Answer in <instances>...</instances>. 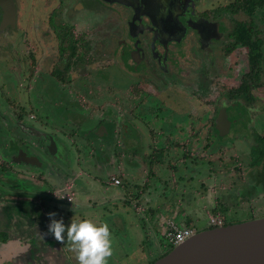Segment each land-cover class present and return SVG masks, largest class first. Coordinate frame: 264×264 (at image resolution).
Returning a JSON list of instances; mask_svg holds the SVG:
<instances>
[{
    "label": "flooded vegetation",
    "instance_id": "obj_1",
    "mask_svg": "<svg viewBox=\"0 0 264 264\" xmlns=\"http://www.w3.org/2000/svg\"><path fill=\"white\" fill-rule=\"evenodd\" d=\"M9 2L13 17L7 15L9 8L4 6ZM9 2L0 5V52L3 51L8 56L2 63L0 62V79L6 80L5 74H8L10 79L13 76L12 72L17 71L26 78L28 86L24 91L28 95L25 101L30 106V110L26 114L20 105L21 102L19 104L14 100L9 102L16 104L17 112L14 113L15 120L12 127L18 130V135L12 137L17 140L18 145L12 151H7L6 145L0 141V166L4 168L10 166L8 161L14 159L20 149L28 155H35L38 160L40 159L38 154L40 156L50 154L55 158L59 149L60 154H66V144L72 143L70 138L76 133L69 134L59 125L64 128L69 123L73 125L76 121L82 122L83 117L91 119L94 113L102 112L107 107L117 112L115 119L111 117L108 119L113 123L112 141L108 145L112 146V151H109L117 155L119 161L123 158L131 159L147 155L145 148L151 150L148 146L149 142L157 140V137L163 144L159 147L154 146L150 154L157 152L160 147H163L162 153L167 149L170 151L181 148L187 139H190L192 144V137H198V131L196 130L195 134L189 129L196 123L200 125L199 128H195L204 130V134L196 140L207 141V148L213 130L219 136H225L230 130L233 121L230 120L227 112L228 105L237 104L248 109L251 130L255 126L258 129L259 126L264 125V119L257 120V113L264 109V0H10ZM35 12L37 15L34 14ZM107 19L112 23L113 28L108 27ZM21 32L23 35L20 43L14 42L15 34L19 35ZM16 50L20 56L17 55ZM112 59L125 71L122 78L126 82L118 89L111 87L113 84L110 83L113 81L109 71V65L114 63ZM139 65L142 66L138 69ZM101 69L104 70L100 71ZM139 74L147 76L148 80L136 83L132 78ZM101 75L109 77L106 80L109 84L102 82ZM46 76L50 78L47 79ZM51 80L55 83L59 100L65 103L56 100L53 105L62 109L73 107L76 113L80 111L81 116L73 118L75 116L71 114L65 120H58L44 114L37 118V114H42L43 108L47 106L46 90ZM179 82L181 85L177 84ZM87 83L93 85V90L88 92L92 95L86 92ZM171 85L183 88L185 92L181 95L183 100H192V106L187 111L189 117L183 121L175 118L165 121V117L158 114V110L164 111L167 108L174 110L168 106L170 95L164 96V90ZM9 86V91L12 92L14 90L12 86L15 85L10 82ZM4 87V84L0 87V95L5 93ZM17 96L21 97L22 94ZM101 96H104L101 100L106 102L102 103L103 101L99 100L100 102L96 103ZM37 108L42 111H38ZM84 111H88V114ZM176 112H171L170 116L172 117ZM221 112L225 113L226 119H218ZM123 118L132 122L129 128L125 126ZM23 119H29V122L25 123ZM2 121L0 119V123ZM102 122L103 119H99L97 127ZM161 122H171L177 132L157 127ZM258 122H261L260 125ZM140 123L145 125V130L138 134L136 125ZM52 129L59 130L56 133L58 137L47 132ZM134 129L135 132H132L135 135L130 134ZM222 129L227 131L220 134ZM104 131V128H100L98 134L102 135ZM251 136L252 133L244 134L243 137L237 136L236 140L245 141L244 138L250 139ZM12 137L9 136L13 139ZM256 137L259 138L255 142L259 145L256 148L258 152L255 153L256 158L251 159L248 164L237 161L230 167L228 161H232L234 156L224 157L223 154L215 158L221 164L218 177L221 183L222 177H227L230 179L229 184L234 185L237 181L249 190L250 187L256 188L258 184L264 182V176L260 174L264 173V133H258ZM51 143L56 147L54 152L49 149L52 147ZM235 143L232 142L230 145L236 147ZM203 149L204 143L199 152L205 156L207 149ZM167 154L169 155L168 152ZM179 159L186 162V157ZM64 161L66 162L63 165L64 169L67 172L72 170L73 173L69 176V180H65V184L69 186L73 183L74 175L77 176L78 173L71 169L67 159ZM171 162L172 159L169 165ZM41 165L43 163L40 160L39 163H27V167L39 168ZM45 168L47 169V166ZM23 170L28 175L40 178L41 181L44 179V172H35L24 167ZM14 171L17 172L16 169H12V172ZM47 171H51L50 167ZM213 172L215 174L216 171ZM258 175L262 179H259ZM112 177H118L121 184V177L115 173L109 176V183H113ZM251 178L258 180H248ZM6 180L8 183L11 182L10 179ZM148 180H150L149 176L143 179L142 186L145 189L149 188ZM132 181L134 182L133 179ZM200 187L203 188L205 185L201 183ZM61 194L64 193L60 192L59 198L66 200ZM248 194L247 198L242 197V201L254 204L259 201L263 192ZM68 195L71 196L70 202L73 200V195ZM132 195L138 200V195ZM8 196L0 194V201L2 198L5 202L11 199ZM227 201L230 203L229 200ZM165 208L170 209V206ZM221 211H228L227 203L221 205L216 200L207 224L200 230L228 225ZM211 218L217 222H212ZM186 220L178 223L174 216L166 217L164 227L161 226L163 230L161 234L167 243L166 234L171 226L190 227L193 234L200 231ZM0 253V264H15L17 255L9 256L5 251Z\"/></svg>",
    "mask_w": 264,
    "mask_h": 264
},
{
    "label": "rangeland",
    "instance_id": "obj_2",
    "mask_svg": "<svg viewBox=\"0 0 264 264\" xmlns=\"http://www.w3.org/2000/svg\"><path fill=\"white\" fill-rule=\"evenodd\" d=\"M34 14L37 15L36 12ZM108 20L109 19L106 21L109 24L108 27L111 29L113 25ZM22 35V32L19 35L15 34L13 41L20 43ZM17 55L20 56L18 51ZM7 57L5 52H0L1 63L7 59ZM112 61H114V59H112ZM109 66V71L113 79V81L110 82L113 84L111 87L118 89L119 86H123L122 84L126 82L122 78L125 75V71L121 67L119 68V63L115 61ZM141 66L142 65H139L138 69ZM103 70L104 69H101L100 71ZM12 74L13 76L10 77L11 80L8 79V74L4 75L6 80L0 79V87H2L3 84L5 85L3 89L5 93L0 95V119L3 120L2 123H4L3 125L0 123V141L3 145H6L7 151H12V149L17 148L18 145L17 140L12 137L13 135H18V130L12 127L15 120L14 113L17 112L15 108L16 104L21 102L20 105L26 114L30 110V106L25 101V97L27 98L28 95L25 94V88L28 86V82L22 74V77L19 75L18 71L16 73L12 72ZM46 78L49 79L50 77L46 76ZM100 79L103 83L109 84V82L106 81L109 77H102L101 75ZM132 79L136 83L146 82L145 80H148L147 76H143V74L136 75ZM90 81L95 83L92 80ZM10 82H12V85L16 86H12L14 88L12 92L9 91ZM177 84L181 85L180 82ZM178 85H171L170 88L164 90V96L170 95V103L168 106L175 110H169L168 108L164 111L158 110V114L161 117H165V121H171L173 118L183 121L189 117L187 111H189L190 106H192V100L187 101L182 99L181 95H184L185 92L182 90L183 88L178 87ZM55 89V83L51 80L46 90L45 102L47 106L43 108L44 112L42 114H37V118L44 116V114H47L49 118H56L58 120H65L71 114H74L75 117L73 118L81 116L82 114L80 111L76 113L73 107L62 109L60 106L53 105V102L56 100L65 104L63 100H59V93ZM91 90H93L92 83H87L86 92L88 93ZM198 91L199 90H197V92ZM20 94H22V96L18 97L17 95ZM88 94L92 95L91 93ZM103 97L104 96H101V98L97 99L96 103L104 99ZM11 100L16 101V104H10L9 102ZM104 102L106 101L102 103ZM208 103L210 102L208 101ZM116 108L118 111V105ZM210 108L211 105L209 104V109ZM32 109H34V107H32ZM37 109L38 111H42L40 108ZM84 112L88 114V111ZM171 112H176V114L171 117ZM227 112L231 118L230 120L233 121L229 132L225 136H219V134L217 135L213 130L210 133V137H212L210 142L208 141L207 148V141L205 142L202 140L199 142L196 140L204 134V130L201 131L198 129L200 124L196 123L193 126L191 125V127L189 126L190 132L196 134V130L198 131V137H192V144H190V139H187L185 140V145L176 149L177 151L172 149L168 151L167 149L165 153H162L163 147H160L157 152L150 154L154 146L159 147L163 144L162 140L159 142L157 137V140H153L151 143L149 142L148 146L151 147V150L147 147L145 148L148 152L147 155H140L132 157L131 159L123 158L119 161L118 157L116 158L117 155L110 152L112 151V146L109 147L108 145L112 141L113 130V123H110L108 119L110 117L111 119H115L117 112L107 107L106 110L102 112L94 113V117L91 119L83 117L82 122L76 121V124L73 125L69 123L65 125L64 128L59 125L63 131L69 134H76L70 138V142L72 143L66 144V154H60L61 152L59 149L60 153L58 152V156L55 155L57 159L50 154L44 156L38 154L40 162L43 163L39 168H37V166L27 167V163L20 164L18 161L10 159L8 164L12 169H16L17 172H12L10 166H8V168L0 166V194L15 195L14 193L17 189H22L28 190V192L32 190L36 197H40L41 194L39 193L44 191L41 198L37 199L42 201L47 207L50 206L53 208L51 201L57 207H71L75 205L78 197L81 198L84 194L88 193L91 199L89 206L84 205L85 207L80 209V213L76 211L81 215L76 214L69 217L68 212H65V210L63 212L56 208L58 216L63 218L65 225H69L71 219L76 217L82 218V216H84L96 221L101 219V221L107 222L112 233L113 254L109 258L108 264H150L160 257L162 253L168 251V243L159 231V228L164 226L167 216H174L178 223L187 219L190 221V224L195 225V227L200 230L201 227L207 224L208 216L212 213V206L216 200H218L221 205L227 203L228 211H221V215L225 218L227 224L264 216V182L258 184L256 188L250 187L248 190L244 185L238 184L237 181L234 185L229 184L228 182L230 179L227 177H222V183L218 179L221 164L215 158L218 155L223 156V154L224 157L229 155L234 156L232 161H228V166L230 167L237 161L242 162L241 164H248L251 159L256 158L255 153L258 152L256 148H258L259 145H256L255 142L258 141L259 138L256 137V134L264 133V125L259 126L258 129H256L255 126L251 130L249 123L251 117L249 116V111L242 105H228ZM181 114L183 115L181 116ZM104 118L107 120H104ZM99 119H103V122L97 127ZM123 119L125 126L129 128L132 122L126 118ZM263 119L264 109L257 113V120ZM30 121H34V119H30ZM23 122L28 123L29 119H23ZM259 123L261 122H258V124ZM136 126L138 128V132L136 131L138 134L145 130V125L142 123ZM157 127H161L164 130L170 129L171 132H177V129L173 128L171 122H161L160 126L157 124ZM100 128L105 129L102 135L98 134ZM57 129H59V127ZM57 129L47 130V132L53 133L55 136L56 133L59 132ZM132 131L135 132V129L130 131V134L135 135ZM250 133H252L250 139L244 138L245 141L241 142L238 139L236 140L237 136L243 137L244 134L250 135ZM3 134L9 135L13 139ZM62 142L65 141L62 140ZM232 142H236V147L230 145ZM203 143V150L207 149V155L205 156L199 152V149L201 147L203 148ZM249 143L251 144L249 145ZM192 147H194V150H192ZM184 157H186V162L185 160L179 159ZM64 159H67L68 164L72 167L71 169H73L75 173H78L77 176L74 175L73 183L69 186L65 183H59L65 179L66 176L69 177L70 175L68 174H71L63 167L66 163ZM170 159H172V162L169 165ZM45 166H47V169ZM23 167L35 172H44V179L41 181V184L35 186L31 181V178L34 177L28 175V173L23 170ZM49 167L51 170L50 172L47 171ZM213 171H216L215 174ZM114 173L118 174L119 177L121 175V186L111 185L108 182L109 176ZM260 174L262 177L264 176V173ZM147 176L150 178V180H148L150 184L149 188L146 187L145 189L142 185H144L143 179ZM2 179H4V182H2ZM6 179H10L11 182L8 183ZM259 179L262 178L259 177ZM248 180L258 179L251 178ZM201 183H203L205 187L201 188ZM108 189L112 191H121L122 193H125L124 189H126V195L130 198L131 204L123 200L120 201L107 198ZM137 191H142V193L140 194ZM257 191L263 192V195L260 196L257 203L250 204L242 201L243 196L247 198L249 195L248 193H257ZM60 192H73L74 200L72 202H66V200L60 199ZM132 192L139 196L140 202L133 197L131 194ZM121 196L125 195L123 194ZM227 200H229L230 203ZM167 206H170V209L165 208ZM116 208L118 209L115 210ZM105 209L111 211L110 215ZM3 237H5V235L0 234V238ZM63 244L65 245V250L68 251L67 240Z\"/></svg>",
    "mask_w": 264,
    "mask_h": 264
},
{
    "label": "crops",
    "instance_id": "obj_3",
    "mask_svg": "<svg viewBox=\"0 0 264 264\" xmlns=\"http://www.w3.org/2000/svg\"><path fill=\"white\" fill-rule=\"evenodd\" d=\"M72 174L73 173L68 175L71 176ZM32 177H34L31 178L32 182L35 184L41 183L40 178L36 176ZM65 180H69V177L66 176V178L59 183L63 184ZM111 185L121 186V184L113 183ZM124 191L125 193L108 189L107 198H111L112 200H123L131 204L130 198L126 195V189H124ZM29 192L28 190L17 189L14 193L15 195L8 196L11 199L5 202L2 198L0 201V234L5 235V237L0 238V252L5 251L9 256L17 255V260L14 262L15 264H77L75 253L72 251L69 243L67 251L65 250L64 244H59L53 236L48 233V225L50 223L48 213L55 212L56 219L61 218V216H58L57 209L63 212L65 210V212H68L69 217L76 215L81 208L85 207L84 205L89 206L91 201L89 194L86 193L81 198L78 197L75 205L71 207H57L51 201V205H53L52 208L50 206L47 207V205L37 199L41 198L44 191L39 193L41 194L40 197H36L32 190ZM73 192L62 193L73 195ZM141 193L142 191L140 194ZM123 194L125 196H121ZM132 194L135 193L132 192ZM137 199L138 201L140 200L139 196ZM117 209L118 208L115 210ZM106 212L110 215L111 211L106 210ZM82 218H84V216H82ZM98 221H101V219H98ZM159 230L160 233L163 232L162 227H160Z\"/></svg>",
    "mask_w": 264,
    "mask_h": 264
},
{
    "label": "water",
    "instance_id": "obj_4",
    "mask_svg": "<svg viewBox=\"0 0 264 264\" xmlns=\"http://www.w3.org/2000/svg\"><path fill=\"white\" fill-rule=\"evenodd\" d=\"M9 1L0 0V5ZM4 6L9 8L7 15L13 17L11 2ZM220 118L226 119L224 112L219 114ZM226 131L222 129L220 134ZM51 145L49 149L54 152L56 147ZM14 160L39 163L35 155H28L22 149ZM150 264H264V216L202 229Z\"/></svg>",
    "mask_w": 264,
    "mask_h": 264
},
{
    "label": "clouds",
    "instance_id": "obj_5",
    "mask_svg": "<svg viewBox=\"0 0 264 264\" xmlns=\"http://www.w3.org/2000/svg\"><path fill=\"white\" fill-rule=\"evenodd\" d=\"M48 216V233L59 244L67 240L77 264H108L113 249L112 233L107 222L76 217L66 226L63 218H55V212H49Z\"/></svg>",
    "mask_w": 264,
    "mask_h": 264
},
{
    "label": "built area",
    "instance_id": "obj_6",
    "mask_svg": "<svg viewBox=\"0 0 264 264\" xmlns=\"http://www.w3.org/2000/svg\"><path fill=\"white\" fill-rule=\"evenodd\" d=\"M113 184H119L120 179L118 177H112ZM61 197H64L67 201L71 200V196L68 194H61ZM212 222H217V220L210 219ZM193 235L192 229L190 227H175L171 226L170 230L166 234L168 239L169 248L174 247L183 241H185L189 236Z\"/></svg>",
    "mask_w": 264,
    "mask_h": 264
},
{
    "label": "trees",
    "instance_id": "obj_7",
    "mask_svg": "<svg viewBox=\"0 0 264 264\" xmlns=\"http://www.w3.org/2000/svg\"><path fill=\"white\" fill-rule=\"evenodd\" d=\"M228 224H230V223H228ZM169 249H171V247H170ZM169 249H168V250H169ZM166 252H167V251H166ZM166 252H164V253H166ZM164 253H162L160 256H162ZM152 262H153V261H152Z\"/></svg>",
    "mask_w": 264,
    "mask_h": 264
}]
</instances>
